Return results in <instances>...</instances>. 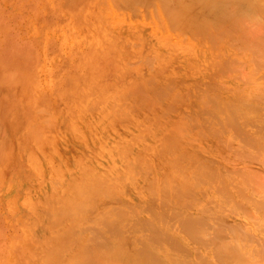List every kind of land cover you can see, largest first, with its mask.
<instances>
[{
  "label": "bare ground",
  "instance_id": "bare-ground-1",
  "mask_svg": "<svg viewBox=\"0 0 264 264\" xmlns=\"http://www.w3.org/2000/svg\"><path fill=\"white\" fill-rule=\"evenodd\" d=\"M134 1L141 4L148 0H133L132 2ZM163 1L166 0L157 2L152 0L155 5L151 4V6L161 8L162 3L166 6L167 4ZM182 1H179V3ZM184 1L188 3L191 0ZM246 1L245 4L248 3ZM249 1L250 4H254L261 12H264L261 5L262 1ZM132 2L127 4V0L124 1L127 6L130 4L133 7L135 3ZM169 2L173 3L174 0H169ZM177 3L175 0L173 5L175 6ZM194 3L201 5L199 0ZM141 5L144 6V4ZM124 6H122L124 9H121L130 11ZM145 6L150 5L147 3ZM178 6L174 7L175 10L176 7L178 10ZM150 7L148 10H151ZM156 7L153 9H156ZM171 8L173 6H170ZM188 8L189 10L192 9L191 12L193 11V8ZM188 8L187 12L189 11ZM180 9L184 10L182 7ZM196 9L199 11L198 8ZM123 10L120 12L123 13ZM249 10L247 9L250 13ZM164 11L160 9V14L158 12L157 14L154 13V17L158 19L156 23H159L160 19L165 20L167 23L168 17ZM136 12H138L137 9ZM174 12L173 14H175ZM169 13L167 15L170 17ZM179 13L180 11L177 13L178 18L181 16L180 20L190 15L187 13L188 16L185 14L186 16L183 18ZM144 14L148 19L151 18L147 12ZM173 14L171 15L172 18L174 17ZM227 15L229 17V14H226V17ZM232 15H236L238 18V14ZM259 17H262V15ZM207 18L209 17L207 16ZM219 18L221 19V17ZM246 18L239 17L236 22H233L236 20L233 18V28L229 27L231 30H225L228 34L221 43H214L215 40L212 41L216 39L215 32L219 28H216L213 23L214 19L198 22H192L191 19L190 22L193 25L190 26L189 24L186 27L195 30V34L196 31L200 33L199 40L193 45L179 47L176 52L171 53L169 61L172 66L168 67V64L166 67L162 66L163 74L168 75L171 70L173 71L176 68L177 70L184 69V71H190L188 69L191 68L202 70L204 64L209 66L213 63L212 59L206 58V55L219 47L228 50L230 53L226 62L236 65L238 74L233 79V85L235 83H252L253 85L257 82H259L257 84L263 85L264 45L260 42L257 43L256 39L254 40L251 36L252 31L258 30L253 24L256 19L253 17L254 20H251L253 21L251 22V14L248 17L249 19ZM169 19L168 21H171ZM239 19L243 21L241 24H239ZM187 20L189 19L187 18ZM258 20L263 19L258 18ZM176 22L178 21L176 20ZM176 22L173 21V23ZM259 22L261 21L257 23ZM178 24L180 23L178 22ZM261 24L263 23L261 22ZM174 25L175 30L176 28L179 29L176 24ZM162 28H160L161 31H163ZM226 28L228 27L226 26ZM213 30L215 31L214 36L211 34ZM178 31L181 33L180 30ZM183 32L186 31L183 30ZM210 34L211 36H209ZM184 36H187V34L185 33ZM194 36L191 38H195ZM164 38V34L157 38V56L166 53V49L161 47V41ZM182 40L184 41L185 38ZM216 55L218 56V54ZM147 57L145 63H148L149 66L153 65L154 56L153 58L151 56L152 60H149L148 55ZM172 58L174 61H171ZM136 60L139 61V59ZM138 61L135 62L139 63ZM220 61L217 60L216 63H218V67L220 64L224 69L225 65ZM258 62L261 64L259 63V65ZM197 64L201 69H198ZM229 66L231 65L229 64ZM152 67L150 66V68ZM235 67H232V71H230H235L233 70L236 69ZM160 71L159 73L162 75V71ZM203 72L205 73V70ZM174 79L175 77L172 82L175 81ZM85 83L84 86H88L85 87L84 94L89 89L93 90L87 80H85ZM166 83L168 84H164L169 87L171 81ZM155 86L157 88L158 86L161 87L158 84ZM155 86L152 85L151 87H154L158 92V97L162 98L160 96L162 93L166 95L163 92L165 91L163 86L161 87L164 89L163 91L160 88L161 93H159V90L157 91ZM257 86L259 88V85ZM115 87L118 86L115 84ZM172 87L173 85L170 89ZM174 87H176L175 84ZM206 88L209 90L210 86ZM242 88L239 87L235 91L239 93L243 90ZM255 88L257 89V87ZM251 89L253 90V88ZM207 90L198 94L197 101H199V105L194 111L186 115L181 114L183 115L182 121L174 118L175 124L179 123L180 128L178 127V130L182 127L180 132L176 129V133L171 131V127L175 126L173 117L169 113L164 115L167 112H165L166 109H163V104L160 102L156 105L155 115L157 120L150 119L153 124L147 130L149 134L144 130H134L135 124L126 123V121L129 122L128 117L131 109L126 111V121L118 123V126L122 128L126 125L127 131L122 132V136L114 135L111 137V128L109 130L104 124L102 125L100 123L101 117L98 115L93 125L104 144L102 147H100L98 141L86 140L82 127L85 122L86 124L91 123L86 115L94 101L89 100L84 106H76L70 109V114L72 116L77 114L79 120L77 122H73L68 118L65 120L66 124L70 125L68 140H70V137H74L75 139L71 141L78 142L79 151H88L98 142L97 148L91 153L89 152L87 156H81L80 159L77 158L79 156L73 153L67 160L62 153L63 146L54 147L50 154L47 153L45 146L39 147L35 155L32 156V161L35 163L27 166V180L26 177L16 180L18 182L17 186L21 185L20 191L15 196L5 197L10 208L7 215L9 223L5 215L0 220V264H264V184L260 181L262 178L259 179L263 176L256 173L259 170L256 171L253 166V164H256L255 167L261 165L264 170V89H257L263 91V93L260 91L262 97L258 94L259 92L254 93L255 89L254 92H248V89L244 90V94L240 92L241 94L238 96H227L225 98L221 96V90L216 94V89H211L215 92V94L213 92L215 98L210 95L212 96L211 99L205 97ZM177 92H179V94L176 93L178 96L182 94L178 90ZM167 93L169 95V92ZM105 94L111 99L119 95H123L125 98L123 91L119 89ZM248 94H250L249 97ZM248 98L262 100L260 106L263 107V113L262 111L259 112L261 107L257 105L260 108L258 112L249 109L251 105L248 103ZM174 99L175 102H179L176 101L177 98L174 97ZM210 102L211 104L213 102L214 105L211 106ZM170 104L172 103L167 104V106ZM150 106L148 107L151 108ZM235 107L244 109V113L237 115L235 112L233 114ZM112 109H118V106L113 105ZM177 114L180 117L179 113ZM161 117L165 120L168 119L171 126L168 128L162 127L161 122L158 121ZM180 123L182 126H180ZM216 123L221 124L224 131H233V133L231 132L234 137V140H231L234 141L233 143L226 142V145L220 147L218 141L216 144L214 140H211L209 133L212 132ZM243 123L246 126L253 124L257 131L261 132L260 138H255L257 139L256 146L254 135L249 139L246 134H249V132L240 127ZM190 126L199 128L198 138L190 136L188 130ZM108 127L110 126L108 125ZM129 133L130 135H128ZM248 143L254 144V146H251V149L252 147L255 148L254 152L249 151V148L248 151L240 148L246 144L248 146ZM219 148H222L225 156L228 157L227 164L220 165L217 163L216 150ZM30 152L31 150L27 147L23 148L21 150L22 158L25 159V155H29ZM151 162L154 163L153 167L151 168L149 165L146 167V164H152ZM160 170L163 172L160 173ZM118 173L120 175L116 176L115 174ZM258 175L259 177H257ZM110 185L118 190L115 192H109L108 190L107 192ZM91 188L101 191L99 197L88 195ZM33 190L37 191L35 192L37 196L33 194ZM4 195L5 193L2 196ZM194 205H198L199 208V212L195 214L192 212ZM231 214L237 216L236 221H229ZM162 217H166L167 221L169 219V222H167L170 223L169 226L166 227V221L163 220L165 218L162 219ZM160 219L163 220L165 226L160 224V221H162ZM189 244L201 249L198 251L200 256L196 257V260L184 257V250L189 249H187ZM161 246L162 249L163 247L169 249L170 260H167V262L164 260L166 263L161 259L163 256L159 257L161 253L159 254V251L155 250ZM29 247L35 254L33 260L24 255V251ZM192 249L190 248L189 251ZM125 256L128 257L125 258ZM120 257L121 259H119Z\"/></svg>",
  "mask_w": 264,
  "mask_h": 264
},
{
  "label": "rangeland",
  "instance_id": "rangeland-1",
  "mask_svg": "<svg viewBox=\"0 0 264 264\" xmlns=\"http://www.w3.org/2000/svg\"><path fill=\"white\" fill-rule=\"evenodd\" d=\"M124 1L125 0H0V220H2L1 218L5 215L6 220L9 223L7 215L10 208L6 203L5 197L15 196L20 191L19 188H21V185L17 186L18 182H16V180H21L26 177L28 173L26 172L27 166L35 163L32 161V156L35 155V152L38 151L39 147L45 146L47 148V153L50 154V151L54 147L63 146L64 148L62 149V153L66 159L69 160L68 157L73 153L79 156L77 157L79 159L83 155L87 156L89 152L91 153L97 148L98 142L100 147L104 145L101 141V138H99L97 132L95 131L96 127L93 125L94 120L98 115L101 117L100 123H102V125L104 124L109 130L111 128V137L114 135L122 136V132L127 131L125 128L126 125L123 127V129L122 127L118 126V123L124 120L126 121V111L131 109L130 115L128 117L129 122L126 121V123L130 125L135 124L134 130H144L147 134H149L147 130L148 128H151V125L153 124L150 119L157 120L155 112L156 105L159 102L163 104V109H166L165 112L167 113L164 115L169 113L173 117V124H175L174 118L182 121L181 118L183 115L181 114L186 115L191 111H194V109L199 105V101H197L198 94L201 91L207 90L206 87L210 86V88H208L209 90H207L208 92L206 91L207 94L205 96L206 98L209 97L210 99L215 94V92L216 94L219 93V90L222 91H220L222 93L220 94L223 98L227 96H238L243 93L244 90L246 91L248 89V92H254L256 90L254 92L256 94L258 92L260 95L263 93V82V85L257 84L259 82L255 83L256 85H252V83H235L233 85V79L235 78L236 74H238L237 68L235 67L236 65L226 62L227 57L229 58L228 54L230 53L228 50L226 51L225 49H221L219 47H216L212 50L213 52L211 51L206 55V58L212 59L211 61H213V63L209 66L204 64V66H202V70L191 68L188 69L190 71H184V69L177 70L176 68L173 71L171 70L168 75H164L163 71L161 70L162 66L166 67L167 64L168 67L172 66L169 61V56L171 53H174V51L176 52L179 47L193 45L199 40L201 36L199 35L200 33L196 31L197 36H199L197 37L194 33L195 30L189 28L187 29L186 27L189 26V24L191 26L192 22H198L202 20L208 21V19H214V17L218 15V18L216 17L213 23L216 25V28H219L217 30L214 28L216 32L214 30L211 32V34L214 32L216 33H214L216 35V39H213L215 38L213 37L214 34L212 36L213 38L211 37V39H213L212 41H216H214V43H221L227 37V31L230 28H233L232 21L236 19L233 21L236 22L239 17L246 18L248 15L246 19H249L248 17L251 14L252 19H250V21L256 19L257 22L261 21L264 24V14H262L264 12H261L254 4H250L251 2L249 0H247L248 3L246 0H199V2H201L199 3L201 4L200 6L197 3L198 0H193V2L197 3H194L196 7L193 2H191L192 0L188 1L190 6L187 1L185 2L184 0H176L178 3L179 1L183 2H180L179 6H181L182 9L184 8V10L180 9L181 7L178 6V3L176 4L178 6V10L180 9L179 15L181 14L182 17L185 18L188 13L191 15V17L190 15H187L189 20H187V18H182L183 20H180L179 18L181 16L178 18L177 13L179 11L177 10V7L176 11L174 8L176 5H173L175 0L173 3L171 2L172 4L169 2V0H166L167 2L163 1L168 6H165L162 3L161 8L154 6L156 9H153L154 7L151 6V4H153L152 0H142L145 1V3H141L144 4V6L141 5L140 2L135 3V1L132 2L133 0H129V2L136 4H133V7L130 4L127 6L129 3L128 0L127 4L124 3ZM157 1L159 0H153V2ZM245 1L247 4H245ZM260 1H262L261 5L264 9V2L263 0ZM147 3H149L151 7H146L145 5H147ZM153 5H155V3ZM122 6L126 7V9H130V11L134 10V13L128 10H126L128 11V13H126ZM170 6H173V8L170 9ZM149 7L151 10H148ZM188 7L193 8V11L191 12L192 9L189 10ZM187 8L189 10L188 12ZM194 8H198L199 11H197V9L195 10ZM136 9L138 12H136ZM160 9L162 11L165 9L167 10L164 12H166L165 14L168 19L171 17L174 11L177 13L174 12L176 15L173 14L174 17L169 19L171 21H168L167 19V23L162 19H160L159 23H156V20L158 19L157 17H154V13L157 14L158 12V14H160ZM247 9H251L249 10L251 12L249 13ZM121 10L124 12H120ZM145 12H147L151 18L148 19V17H146L144 14ZM167 12H170V17L167 15ZM238 12L241 13L239 14ZM132 14H134L136 17L132 16ZM193 14L194 16H192ZM226 14H229V17L228 15L226 17ZM232 14H238V18L236 15ZM261 15L262 17H259ZM176 16L179 20L176 18ZM207 16L209 18H207ZM256 16L258 17L256 18ZM219 17H221V19ZM258 18L263 20H258ZM176 20L180 24H178ZM190 20L192 22H190ZM256 20L251 22H253L258 30L254 31L255 33L252 31L251 36H253L254 40L256 39L255 41L257 43L260 42V44L263 43L262 45H264V26L261 24V22L257 23ZM173 21L176 23H173ZM242 22L243 21L239 19V24ZM174 24H176V27H179V29L176 28V30H180L181 33L174 29ZM226 26L228 28H226ZM161 27H163V31H161ZM172 29L176 31L175 32L173 30L176 34L172 31ZM183 30L186 32H183ZM191 30L192 32H190ZM183 33H186L187 36H184ZM161 34H164L165 36L163 41H161V47L166 49V53L168 51L169 52L167 54H162V56H157V38ZM211 34L209 36H211ZM193 35H195V38H191ZM182 37L185 38L184 41L182 40ZM257 38H259L260 41ZM242 48L244 49V47ZM243 51H245V49ZM216 54H218V56ZM147 55L150 57L149 60H152L151 56L152 58L154 56V63L151 61L153 65H150L153 66L152 68H150L148 63H145ZM136 59H139V61ZM215 59L221 60L220 62L225 65L224 69H222L220 64L218 67V63H216L217 60ZM135 61H138L139 63H136ZM171 61H174V59L172 58ZM259 63L260 62H258V64ZM227 64L228 66L230 64L232 67H235L236 69H233L235 71L231 72L232 67H228ZM197 67L198 69H201L198 64ZM203 70H205V73ZM159 71L162 75H160ZM257 71L259 72L260 70L258 69ZM221 76L224 77L220 78ZM174 77L175 81L172 82ZM85 80H87V82L90 83V87L93 88V90L88 88L89 90L86 94H84V89L88 85L84 86L86 84ZM170 81L171 86L173 85L174 87V84L176 86L174 89L172 87L173 90L170 89V85H168L169 87L165 85L168 84L166 82L170 83ZM219 82L222 84V86H220ZM115 84L118 87H115ZM157 84L161 87L163 86L165 91H163L164 89L159 86L157 88L155 86ZM152 85L157 88V91H160L159 93H161V90L165 92L166 95L162 93L160 96L166 101L157 96L158 92H156L154 87H151ZM214 85L218 87H215ZM257 85H259V88L263 91L257 90L259 89ZM230 87L233 88L231 89ZM239 87H243V90L240 91L241 93L235 91V89ZM250 87L255 90L253 91ZM255 87H257V89ZM116 89L122 90L125 98L123 95H119L114 97L115 99H111L105 94L106 92H113ZM176 89L182 94L180 93L181 95L178 96L179 92H177ZM211 89L215 90V92ZM167 92H169V95ZM249 95L250 94L247 96L249 97ZM174 97L177 98L178 100L176 101L179 102H175ZM213 98L215 97L213 96ZM89 100L94 101L91 105L92 107L88 109L86 115V118L91 120V123L86 124L85 122V124L83 123L82 127L84 130V135L86 136V140H94L98 142L88 151H79L78 142L71 141L75 138L70 137V140H68L70 125L68 126L65 120L68 118L73 122H77L79 120L78 115L76 114L72 116L70 114V109L76 106H84V104ZM247 100L251 105V108L249 109H253L255 112H258V109L260 110L259 107H261L259 112L262 111L263 113V107L260 106L262 105V100L257 99L259 100L257 101L250 98ZM169 103H172L170 104L171 106H167ZM174 103L176 105H173ZM113 105H117L118 109L111 110ZM212 105H214L213 102L211 106ZM237 109L238 108L236 107L235 111L233 109V114H235V112L237 115L239 113L240 115L244 113V109H238V111ZM249 109L247 110L249 111ZM177 113H179L180 117ZM158 121L161 122L160 125L162 127L168 128L171 126L168 119L165 120V118L161 117ZM178 124L179 123L175 124L177 127L174 125L173 128L171 127L172 132L176 133V129L178 130L179 127ZM108 125L110 127H108ZM180 126H182V124ZM240 127L243 128L244 131L249 132V134L246 133L249 136H247L249 139H251L252 135L255 136H253L254 139H258L261 136V132L257 131L253 124L246 126L243 123ZM181 129L178 131L180 132ZM223 129L224 128H222L221 124L216 123V126L213 129L214 131L212 130V132L209 133L211 140H214L216 144L219 142L221 145L220 147L226 145V142H234L231 141L234 138L231 135L233 131H224ZM188 130L191 137L198 138V127L190 126ZM113 131L115 132L113 133ZM128 135H130V133ZM257 139H255V146L257 145ZM109 140L110 139L108 138V141ZM251 143H248V146L246 144L240 148H244V150L247 151L250 149L249 151L254 152L255 148L252 147L251 149V146H254V144ZM25 147L30 149L31 152L29 155H25V159H23L21 156V150ZM235 147H237V145H235ZM216 152L219 158L216 159L217 163L220 165L227 164L226 161L228 157L225 156L224 150L219 148L216 150ZM148 165L152 168L154 163L146 164V167ZM255 165L256 164H253L256 171L257 169L259 170V172L257 171L256 173L263 176L259 177L258 175L257 177H259V179L262 178L260 181L264 184V170L261 165H257L256 167ZM159 172L161 173L163 171L160 170ZM115 175L119 176L120 173ZM27 178L28 176L26 177V180ZM108 190L109 192H115L118 189L113 188L112 185H110V187L107 189V192ZM35 192L37 191L33 190V194H35ZM3 193H5L4 196H2ZM100 194L101 191L99 189L91 188L88 191L89 196L99 197ZM35 196H37V194H35ZM192 212L194 214L199 212L198 205H194L192 207ZM162 219L166 221V227L170 225V223H167L169 222V219L168 221L166 217H162ZM163 220L160 221V224L165 226ZM234 220H237V216L231 214L229 216V221ZM193 247L194 249H192ZM188 248H191L192 250L189 251ZM196 248L197 250H195ZM187 249L188 250H184V257L191 260H196V257L200 256V252L198 251L201 249H198L197 246L189 244ZM155 250H157V252L159 251V254L161 253L159 257L163 256L161 259L164 263H166L167 260H170L168 248L165 247L164 249L163 247L162 249L161 246L159 249L157 248ZM24 255L27 258H31L32 260L35 256L30 247L24 251ZM127 257L128 256H125V258ZM119 259H121V257Z\"/></svg>",
  "mask_w": 264,
  "mask_h": 264
}]
</instances>
